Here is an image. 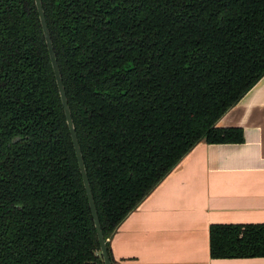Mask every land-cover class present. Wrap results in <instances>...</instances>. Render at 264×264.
Returning a JSON list of instances; mask_svg holds the SVG:
<instances>
[{
	"label": "trees",
	"instance_id": "16d2710c",
	"mask_svg": "<svg viewBox=\"0 0 264 264\" xmlns=\"http://www.w3.org/2000/svg\"><path fill=\"white\" fill-rule=\"evenodd\" d=\"M109 257L119 224L264 76V0H41ZM264 257V223L209 226ZM0 264H104L34 0H0Z\"/></svg>",
	"mask_w": 264,
	"mask_h": 264
},
{
	"label": "crops",
	"instance_id": "0c3cea01",
	"mask_svg": "<svg viewBox=\"0 0 264 264\" xmlns=\"http://www.w3.org/2000/svg\"><path fill=\"white\" fill-rule=\"evenodd\" d=\"M241 143H197L119 224L113 264H264L212 258L209 226L264 223V76L218 121Z\"/></svg>",
	"mask_w": 264,
	"mask_h": 264
},
{
	"label": "water",
	"instance_id": "95a60500",
	"mask_svg": "<svg viewBox=\"0 0 264 264\" xmlns=\"http://www.w3.org/2000/svg\"><path fill=\"white\" fill-rule=\"evenodd\" d=\"M34 2H35L36 9H37V13H38L40 25H41V28H42L43 36H44V39H45V43H46V46H47V50H48L51 66H52L53 73H54V76H55V81H56V85H57V88H58L59 96H60L61 103H62V106H63V111H64V114H65L66 123H67L68 130H69V133H70V137H71V140H72V144H73L75 156H76V159H77L79 171H80V174H81V177H82V182H83V186H84V189H85V192H86V196H87L89 208H90V211H91L94 227H95V230H96V235H97V239H98V243H99L100 255H101V258H102V261H103L104 264H111V260H110L109 253H108V249H107V246H106V240L104 239V236H103V233H102V229H101V225H100L97 209H96V206H95L92 190H91L89 179H88V176H87V172H86V168H85V164H84L81 148H80V145H79V142H78V138H77V135H76L75 126H74L73 119H72V116H71V111H70V108H69V105H68V101H67L64 85H63V82H62V77H61L60 70H59V67H58V63H57L56 55H55V52H54L52 40H51V37H50L49 29H48V26H47V22H46L44 10H43V7H42V3H41V0H34Z\"/></svg>",
	"mask_w": 264,
	"mask_h": 264
}]
</instances>
